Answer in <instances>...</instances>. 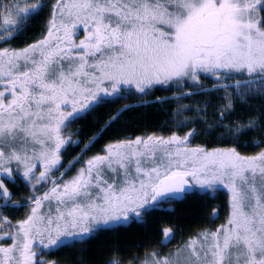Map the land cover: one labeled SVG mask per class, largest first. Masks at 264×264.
<instances>
[{"label":"snow or ice","instance_id":"obj_1","mask_svg":"<svg viewBox=\"0 0 264 264\" xmlns=\"http://www.w3.org/2000/svg\"><path fill=\"white\" fill-rule=\"evenodd\" d=\"M155 90L222 95L178 104L168 135L113 137L85 159ZM129 99L76 139L78 121ZM195 192L224 193L223 223L214 208L175 248L165 225L159 247L117 241L99 264H264V0H0V264H59L46 257Z\"/></svg>","mask_w":264,"mask_h":264},{"label":"trees","instance_id":"obj_2","mask_svg":"<svg viewBox=\"0 0 264 264\" xmlns=\"http://www.w3.org/2000/svg\"><path fill=\"white\" fill-rule=\"evenodd\" d=\"M40 31L38 24H32L27 29L26 39L31 41ZM21 40L14 43H21ZM210 84V83H209ZM171 91H153L145 99L150 100L147 104L142 106H134L129 111L125 112L120 118L106 131L103 136L99 138L85 155V159L92 153L98 151L102 145L108 142L113 137L125 136H143L151 133H158L168 135L170 130H174L168 123L171 116L173 105L172 100L167 102L151 101L155 97H167L173 95ZM137 102L134 99L118 102L115 105L102 108L99 114H93L86 120L78 121L74 127L81 129V135L76 139L83 140L87 143L90 135L99 131L98 122L103 124L105 119L113 114L117 108L121 107L123 103ZM139 104V103H138ZM137 104V105H138ZM136 105V104H135ZM235 116L243 117L244 111H241L238 106ZM234 118V117H233ZM211 139V146H219L216 143V138L200 136L194 140V144L205 143ZM84 143L79 146L69 147L65 153V161L70 160L74 156L80 154ZM78 165H76L77 167ZM204 195L193 193L188 195L180 202H172L170 205H164L162 209L153 210L149 215L145 216V223H132L128 227H121L114 231L103 232L94 237L90 241L83 244H76L74 247H65L56 252L49 254L46 258L49 260L59 261V264H75L77 259L91 260L94 264H99L101 259H107L110 255V247L119 241L121 248L132 247L135 245H160L157 241L160 240L158 231L162 226H175L177 229L176 240L181 241L189 234L201 226L209 227L211 225V213L213 209L220 210V219L216 223L222 222L226 214V197L223 192L219 193L217 199H206ZM222 220V221H221ZM223 223V222H222ZM142 252V250H141Z\"/></svg>","mask_w":264,"mask_h":264},{"label":"rangeland","instance_id":"obj_3","mask_svg":"<svg viewBox=\"0 0 264 264\" xmlns=\"http://www.w3.org/2000/svg\"><path fill=\"white\" fill-rule=\"evenodd\" d=\"M204 83H205V84H209L210 82H209V81H204ZM158 91H166V90H158ZM173 95H174V94H173ZM173 95H169V96H167V97H169L168 100H172V101H171V104L173 105V109H172V111H171V116H170V118H169V120H168V123H169L172 127H173V125H172V123H171V121H172V119H173L172 113H174V112L176 111V108H177L178 104H184V105H188L189 107L195 108V107H203V104H200V103H197V102H202V101L210 100L211 103H212V105H214V106H218L219 103H220L218 97H219L220 95H222V93H219V94H209V95H205V96H201V95H193V96H191V97H187V98H184V99L179 100V101L174 100V99H171V97H172ZM155 101H157V100H155ZM157 102H158V101H157ZM146 104H147V103H146ZM207 111H208L209 113H211V112L214 111V108H208ZM185 115H187V116H192L193 113H192V112H186ZM77 165H78L77 168L80 167L79 164H77ZM74 171H75V169H73V172H74ZM71 174H72V173H69V175H71ZM195 193L201 195L199 192H195ZM219 193H220V192H218V193L215 194V198H210V195H204V196H205L204 198H206V199L208 198V199H211V200H212V199H217L218 196H219ZM212 201H213V200H212ZM221 221H222V220H221ZM222 222H223V221H222ZM222 222H219V223H222ZM219 223H216V224H219ZM212 226H214V225H212V223H211V225H210L209 227H212ZM198 229H199V228H198ZM198 229H196L195 231H197ZM195 231H194V232H195ZM185 238H187V237H185ZM175 240H176V239H175ZM175 240H174V241L168 246L169 249H171V248H175V247L177 246V244L180 242L179 239H178L177 241H175ZM165 250H168V249H165Z\"/></svg>","mask_w":264,"mask_h":264},{"label":"flooded vegetation","instance_id":"obj_4","mask_svg":"<svg viewBox=\"0 0 264 264\" xmlns=\"http://www.w3.org/2000/svg\"><path fill=\"white\" fill-rule=\"evenodd\" d=\"M157 91H158V90H157ZM156 98H157V97H155V98H154V99H152L151 101H155V100H156ZM145 100H146V101H148V102L150 101V100H148V99H145ZM138 103H139V102H138ZM138 103H137V102H134V103H128V104H133V105H135V104H136V105H137ZM121 106H122V105H121ZM80 152H81V151H80ZM170 204H171V203H170ZM170 204H166V205H170Z\"/></svg>","mask_w":264,"mask_h":264},{"label":"water","instance_id":"obj_5","mask_svg":"<svg viewBox=\"0 0 264 264\" xmlns=\"http://www.w3.org/2000/svg\"><path fill=\"white\" fill-rule=\"evenodd\" d=\"M192 194V193H191ZM190 195V194H189ZM180 201H182V200H180ZM180 201H176V202H180Z\"/></svg>","mask_w":264,"mask_h":264}]
</instances>
